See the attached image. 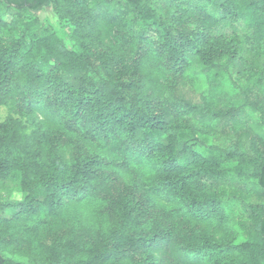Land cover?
Wrapping results in <instances>:
<instances>
[{"label":"trees","instance_id":"obj_1","mask_svg":"<svg viewBox=\"0 0 264 264\" xmlns=\"http://www.w3.org/2000/svg\"><path fill=\"white\" fill-rule=\"evenodd\" d=\"M216 6L264 55V0ZM49 7L64 38L26 19ZM140 15L165 20L151 0H0V185L19 175L22 194L0 200V264H48L56 253L51 264L77 254L85 264H264V204L246 207L252 230L237 244L214 183L242 174L248 155L197 152L184 108L165 98L168 51L194 46L206 63L245 52L206 27L195 33L185 12L170 19L166 48L155 47L133 31ZM254 150L264 195V151Z\"/></svg>","mask_w":264,"mask_h":264},{"label":"rangeland","instance_id":"obj_2","mask_svg":"<svg viewBox=\"0 0 264 264\" xmlns=\"http://www.w3.org/2000/svg\"><path fill=\"white\" fill-rule=\"evenodd\" d=\"M217 1L151 0L152 8L162 14L165 20H158L159 25H149L152 19L140 15L133 31L146 32L153 46L164 49L168 45L166 29L170 19L174 20L185 12L188 15L185 25L195 33L202 32L206 27L212 37L237 44L244 50L245 53L236 61L223 58L215 63H206L199 49L194 46H181L176 54L168 51V63L174 79L165 96L171 105L184 108L183 118L195 130L183 132L188 135L186 140L189 146L197 152L208 155L220 149L226 152L236 150L248 155L243 161L242 174L229 171L222 179L214 182L222 197L230 227L236 233L235 242L240 244L248 239L252 230L246 207L264 204V195L253 176L258 156L254 147L264 151V123L261 117L264 111V81L262 83L261 79L264 55L257 51L262 44H255L252 40L247 42L251 31L245 28V24L225 19L216 6ZM173 5H177L179 10L167 20L168 9ZM26 19L39 21V27H50L62 38L69 35L70 31L52 7L38 13H29ZM127 19H135V15L131 13ZM4 20L10 23L12 15L7 12ZM213 94L217 100L209 105L207 99ZM7 116V109L0 107V123ZM238 164L232 162L227 165L234 167ZM21 199L20 178L14 175L1 189L0 200L7 202ZM58 258L59 254L56 253L47 259V263L51 264ZM87 261V256L77 254L69 264H85Z\"/></svg>","mask_w":264,"mask_h":264}]
</instances>
